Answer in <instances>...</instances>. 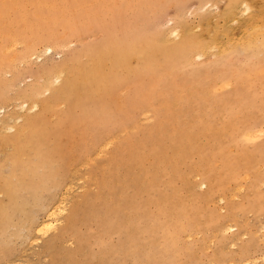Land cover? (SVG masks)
<instances>
[{
    "label": "rangeland",
    "instance_id": "rangeland-1",
    "mask_svg": "<svg viewBox=\"0 0 264 264\" xmlns=\"http://www.w3.org/2000/svg\"><path fill=\"white\" fill-rule=\"evenodd\" d=\"M25 1L1 3L0 263L264 264V34L239 32L264 0Z\"/></svg>",
    "mask_w": 264,
    "mask_h": 264
},
{
    "label": "bare ground",
    "instance_id": "bare-ground-1",
    "mask_svg": "<svg viewBox=\"0 0 264 264\" xmlns=\"http://www.w3.org/2000/svg\"><path fill=\"white\" fill-rule=\"evenodd\" d=\"M21 0H12V2L14 3V4H25L26 3V1L25 0H23V2H20ZM2 2H4V0H0V14H1V11L3 10V6H2ZM244 3H245V6L247 5V6H249V9L251 10V8H252V6H251V1L249 2V5L246 3V1H243ZM248 2V1H247ZM252 5H253V3H252ZM236 6V4L233 6V8ZM241 6V5H240ZM232 8V9H233ZM242 9L245 11V8H243L242 7ZM242 10V11H243ZM257 10V9H256ZM241 11V10H240ZM246 11H249V10H247V8H246ZM252 11H254V9H252L251 10V14H252ZM259 13V14H258ZM258 16L257 15H255V17H245L243 20H242V22H241V24H240V28H239V30H241V31H239L240 33H241V35L243 34V33H245V32H247V33H250V32H253V33H255L254 35L253 34H251L252 36H255V35H260V34H264L263 33V26H264V23L263 24H260V23H262L263 21H264V6L263 7H261L260 8V10H258ZM258 19H260L261 21H260V23L259 22H256ZM234 20V19H233ZM232 20V21H233ZM256 20V21H255ZM232 21L230 22L231 24H232ZM236 21V20H235ZM254 22H256V24L254 23ZM236 23V22H235ZM238 23V22H237ZM257 23H259V24H257ZM262 30V31H261ZM244 31V32H243ZM249 31V32H248ZM238 32V34H239V37H240V33ZM243 32V33H242ZM262 32V33H261ZM202 34V33H201ZM204 34V33H203ZM209 33H207L206 35H208ZM214 36V35H213ZM244 36V35H243ZM246 36V35H245ZM248 36H250V34H248ZM256 36V37H257ZM229 37L230 36H228L227 38H225V45H223V46H226L227 47V45H226V40H228V43L232 40L233 41V39H229ZM235 37V36H234ZM237 37H238V35H236V37H235V39H237ZM223 38V37H222ZM230 38H233V36L232 37H230ZM258 38V37H257ZM256 38V39H257ZM263 38V39H262ZM262 38H259V39H257L258 41H261V39H262V41L264 40V35H262ZM234 39V40H235ZM240 39L241 38H239V39H237L236 40V44H237V41L239 40L240 41ZM242 39H243V37H242ZM230 40V41H229ZM257 40H255V43H258V41ZM230 42L229 43V46H230V44H234L235 45V43H234V41L233 42ZM243 42H245V41H243ZM11 43H12V41H11ZM214 43V44H213ZM263 43H264V41H263ZM215 44H217V42L216 41H212V44H210L209 45V42H208V45L207 46H209V49H211V50H213L212 48L214 47V49L215 48H217V47H215ZM219 45H220V43H218ZM217 44V45H218ZM223 44H224V42H223ZM14 45H15V43H14ZM216 45V46H217ZM222 45V44H221ZM220 45V46H221ZM231 45V46H232ZM9 46H10V43H9ZM8 46V47H9ZM211 46V47H210ZM220 46H218V48L220 47ZM237 46H238V44H237ZM12 47V46H11ZM50 47L51 46H46V48L47 49H50ZM222 47V46H221ZM220 47V48H221ZM204 48V47H203ZM193 49V48H192ZM206 49L207 48H205V50L204 51H206ZM222 49V48H221ZM5 50V49H4ZM210 50V51H211ZM203 51V52H204ZM200 52H201V49H200ZM202 52V53H203ZM240 53V52H239ZM198 55V53L197 52H195L193 55ZM200 55V54H199ZM214 55H216V54H214ZM191 56H192V54H191ZM211 56H213V55H211ZM27 58V57H26ZM204 58V57H203ZM61 73V72H60ZM71 84V83H70ZM70 90V89H69ZM66 91V90H65ZM58 97V96H57ZM57 97H55V98H57ZM145 114V113H144ZM147 114V113H146ZM106 117H107V115H106ZM61 139H63V138H61ZM102 144V143H101ZM104 145V144H103ZM108 146V145H107ZM105 147V146H104ZM45 150V149H44ZM53 163V162H52ZM44 165V164H43ZM7 166V165H6ZM53 167V166H52ZM51 171H53V170H51ZM54 178H55V176H54ZM60 182V181H59ZM75 185V184H74ZM55 188V187H54ZM72 188V187H71ZM31 189V188H30ZM56 189V188H55ZM69 190V189H68ZM66 191V190H65ZM63 193H64V191H63ZM62 193V194H63ZM68 193V192H67ZM56 197V196H55ZM60 198V197H59ZM64 198V197H63ZM39 199V198H38ZM41 199V198H40ZM61 199V198H60ZM39 201V200H38ZM45 202V201H44ZM58 203V204H57ZM57 203H55V206H52L53 208L51 209L52 211H50L49 210V212L48 213H46V215L48 216L47 217V219H49L48 221H47V219H46V221L44 220H42V222L40 223V224H38V227L36 228V231L34 232V233H36L37 231L39 232V231H42L41 229H42V227H43V225L44 224H47V222H49L50 220V224H52V225H55L56 224V222H57V218H55V214L57 215V213H59V214H61V213H63V211H65V200L64 199H62L61 201H57ZM41 205V204H40ZM39 205V206H40ZM61 212V213H60ZM58 214V215H59ZM35 218V217H34ZM34 218H33V220H34ZM45 218V217H44ZM59 218V217H58ZM49 224V225H50ZM11 227V226H10ZM53 228V227H52ZM34 229H35V227H34ZM50 229V228H49ZM45 230H47V229H44V231ZM40 233V232H39ZM42 235V234H41ZM12 236V235H11ZM59 236H60V234L57 236V238H59ZM9 239V238H8ZM36 239V238H35ZM52 241V243H50ZM47 245L48 246H52L53 244H54V242H55V240L53 239V240H51ZM11 263V262H10ZM0 264H2V263H0ZM3 264H8V263H3Z\"/></svg>",
    "mask_w": 264,
    "mask_h": 264
}]
</instances>
